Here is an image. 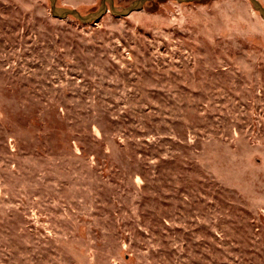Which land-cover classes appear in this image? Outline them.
I'll return each instance as SVG.
<instances>
[{
	"label": "rangeland",
	"instance_id": "rangeland-1",
	"mask_svg": "<svg viewBox=\"0 0 264 264\" xmlns=\"http://www.w3.org/2000/svg\"><path fill=\"white\" fill-rule=\"evenodd\" d=\"M0 264H264L249 0H0Z\"/></svg>",
	"mask_w": 264,
	"mask_h": 264
},
{
	"label": "water",
	"instance_id": "water-1",
	"mask_svg": "<svg viewBox=\"0 0 264 264\" xmlns=\"http://www.w3.org/2000/svg\"><path fill=\"white\" fill-rule=\"evenodd\" d=\"M51 5V11L54 18L59 20H66L69 17H73L77 21L81 22L84 25H90L97 23L103 19L109 12L114 17H129L134 12H138L144 9V6L155 0H136L128 8L120 11L115 6V0H101L100 8L93 13L82 15L76 9H70L66 7L57 6L58 0H49ZM179 4H192L196 2H203L205 0H174ZM253 10L257 12L260 17L264 20V6L259 0H249Z\"/></svg>",
	"mask_w": 264,
	"mask_h": 264
}]
</instances>
